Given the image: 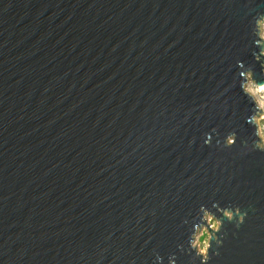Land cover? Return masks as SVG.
Returning a JSON list of instances; mask_svg holds the SVG:
<instances>
[{
  "label": "water",
  "instance_id": "water-1",
  "mask_svg": "<svg viewBox=\"0 0 264 264\" xmlns=\"http://www.w3.org/2000/svg\"><path fill=\"white\" fill-rule=\"evenodd\" d=\"M257 13L264 0H0V264H198L177 245L213 202L248 215L209 264H264V153L240 148L253 105L236 66L264 80Z\"/></svg>",
  "mask_w": 264,
  "mask_h": 264
},
{
  "label": "clouds",
  "instance_id": "clouds-1",
  "mask_svg": "<svg viewBox=\"0 0 264 264\" xmlns=\"http://www.w3.org/2000/svg\"><path fill=\"white\" fill-rule=\"evenodd\" d=\"M249 35L254 49L251 55L254 63H258L260 74L264 76V13H257L249 21ZM239 77V88L242 94L247 97L253 105L250 114L245 117V122L253 129L250 141L243 139L240 141V148L245 153L258 151L264 153V80L257 81L254 78L251 65L245 67L241 61L236 62ZM216 128L203 134V145L211 147L212 134H216ZM237 133L227 132L222 141L217 140L218 149H230L236 145ZM212 209H215L213 211ZM247 211H242L239 206H218L213 202L211 208L201 204L196 211L195 216L189 221L185 219L184 224H191L186 244H179L177 248L183 254L198 264H209L213 256L219 255V248L223 245V228L225 222L232 223L235 228H239L247 217ZM211 253V254H210ZM175 253L169 254L167 264H176ZM163 258L157 253L155 255V264H162Z\"/></svg>",
  "mask_w": 264,
  "mask_h": 264
}]
</instances>
